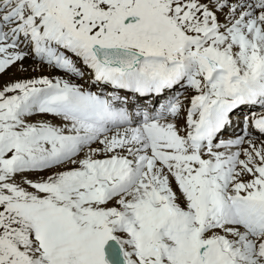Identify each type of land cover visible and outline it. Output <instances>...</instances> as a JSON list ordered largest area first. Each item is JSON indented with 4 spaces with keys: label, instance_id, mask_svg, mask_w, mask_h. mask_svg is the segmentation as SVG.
Wrapping results in <instances>:
<instances>
[{
    "label": "snow or ice",
    "instance_id": "obj_1",
    "mask_svg": "<svg viewBox=\"0 0 264 264\" xmlns=\"http://www.w3.org/2000/svg\"><path fill=\"white\" fill-rule=\"evenodd\" d=\"M11 68L0 264H264V0H0Z\"/></svg>",
    "mask_w": 264,
    "mask_h": 264
},
{
    "label": "bare ground",
    "instance_id": "obj_2",
    "mask_svg": "<svg viewBox=\"0 0 264 264\" xmlns=\"http://www.w3.org/2000/svg\"><path fill=\"white\" fill-rule=\"evenodd\" d=\"M32 62L31 61H28L26 60L25 61V64L28 65V64H31ZM38 72H42L43 75H50V76H64L65 74L63 72H60L58 70H51V69H47V68H44L43 70H38V71H28V72H17L15 68H11L9 69L2 77L5 78L6 77V82L10 81V80H13V79H17V78H27V77H32V76H37V73ZM67 78V77H66ZM77 83H84V81L82 80H79L77 79L76 80ZM93 91H95V88L93 87L92 88ZM181 91V94H182V98H183V95H187L189 93H186L184 92L183 89L180 90ZM253 111H256V112H259L260 109L257 107V108H253ZM40 117L38 116H34L33 119H39ZM235 131H232L231 133H228L226 132L224 135H222L223 137L222 138H228L229 136H231ZM239 132V131H238ZM20 179V178H19Z\"/></svg>",
    "mask_w": 264,
    "mask_h": 264
},
{
    "label": "rangeland",
    "instance_id": "obj_3",
    "mask_svg": "<svg viewBox=\"0 0 264 264\" xmlns=\"http://www.w3.org/2000/svg\"><path fill=\"white\" fill-rule=\"evenodd\" d=\"M4 75V74H3ZM2 75V76H3ZM39 75H43V73L42 72H38L37 73V76H39ZM2 76H0V85H3L5 82H6V77L5 78H3ZM17 180H19V177H17Z\"/></svg>",
    "mask_w": 264,
    "mask_h": 264
}]
</instances>
